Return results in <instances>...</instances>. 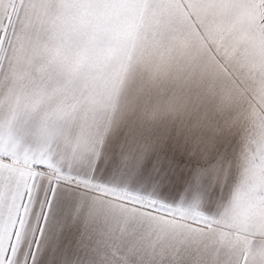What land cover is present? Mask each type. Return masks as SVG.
Returning <instances> with one entry per match:
<instances>
[{
    "label": "snow or ice",
    "instance_id": "6c2138e0",
    "mask_svg": "<svg viewBox=\"0 0 264 264\" xmlns=\"http://www.w3.org/2000/svg\"><path fill=\"white\" fill-rule=\"evenodd\" d=\"M0 264H264V0H0Z\"/></svg>",
    "mask_w": 264,
    "mask_h": 264
}]
</instances>
